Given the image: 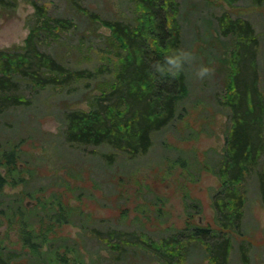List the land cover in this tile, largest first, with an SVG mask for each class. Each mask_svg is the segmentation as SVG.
I'll use <instances>...</instances> for the list:
<instances>
[{
	"label": "trees",
	"instance_id": "1",
	"mask_svg": "<svg viewBox=\"0 0 264 264\" xmlns=\"http://www.w3.org/2000/svg\"><path fill=\"white\" fill-rule=\"evenodd\" d=\"M28 1L34 8V20L29 23L24 45L0 49V116L12 115V110L19 107L33 108L41 102L42 92H72L78 89L75 85L79 81L94 79L98 93L91 96L88 110L67 106L59 111L58 135L68 146L110 168L124 166L125 159L147 153L154 134L180 118L188 94V61L179 70L170 69L168 62L173 51L183 50L180 2L121 0L139 12L134 24L127 17L102 19L117 43L116 53L121 54L118 65L101 63L92 67L67 60L45 45L52 36L76 26L79 29L73 18L64 11L51 14L37 0ZM237 1L227 0L230 4ZM15 3L0 0L4 8ZM249 4L264 7V0H249ZM82 9L91 20L99 17L94 10ZM215 26L218 34L236 38L238 49L244 41L255 40L251 23L232 17L228 11L215 17ZM85 36L80 31V39ZM237 56V61L230 60L234 69L226 96L231 124L223 150L210 165L221 181L211 193L218 229L191 222L190 214L183 227H166L153 235L119 227L110 218L86 214L78 206L61 201L47 208L29 207L25 200L45 188L29 187V176L34 178L36 174L33 168L19 167L27 163L21 147L24 140L19 137L0 142V167L5 170L4 175L0 173V225L4 221L18 223L23 246L10 247L0 239V264H184L194 253L202 255L206 264H230L235 237L243 228L250 179L256 181L264 206V84L258 86L256 69L250 79L246 76L249 70L245 63L256 66V55ZM7 184H21L22 189L8 193L4 191ZM66 225H74L81 232L74 237L64 234ZM87 240L97 243L95 250L87 246ZM237 249L245 257L247 242L240 241Z\"/></svg>",
	"mask_w": 264,
	"mask_h": 264
},
{
	"label": "rangeland",
	"instance_id": "2",
	"mask_svg": "<svg viewBox=\"0 0 264 264\" xmlns=\"http://www.w3.org/2000/svg\"><path fill=\"white\" fill-rule=\"evenodd\" d=\"M37 1L45 4L51 14L67 12L79 27L49 38L45 43L48 50L92 67L101 63L118 65L121 54L116 53L117 43L102 19L127 17L134 24L139 9L121 0ZM178 1L182 49L192 54L188 60V94L180 118L154 134L153 145L147 153L125 159L124 166L110 168L97 158L68 146L58 135L62 107L89 109L91 96L98 93L94 79L79 81L75 85L78 89L72 92H42L38 100L41 102L35 108L19 107L12 110V115L0 116V142L19 137L24 140L21 147L26 151L23 158L27 163L22 162L19 167L35 170L36 176H29L30 188H45L44 192H36L33 198L25 200L29 207L47 208L61 201L78 206L86 214L110 218L113 224H120L119 227L149 231L153 235L166 227H183L190 214L193 223L219 228L214 222L211 193L213 188H219L221 181L210 170V165L223 150L231 124L226 103L229 77L234 69L230 60L237 61V54H255L257 65L245 63L249 70L246 76L250 79L256 69L257 84L263 86L264 7L250 5L249 0L231 4L227 0ZM15 2L10 8L0 6V49L21 48L29 23L34 20V8L28 0ZM82 8L94 10L99 17L87 18ZM224 11L232 17L248 20L254 27L255 40L244 41L246 43L238 49L236 38L218 34L215 17ZM80 31L86 34L83 39H80ZM201 64L214 70L201 77L197 74ZM10 126L12 128L8 129ZM0 173L4 175V168L0 167ZM21 189V184L4 187L8 193ZM62 232L74 237L81 230L66 225ZM0 239L10 247H22L18 223L4 221L0 225ZM243 240L249 248L245 257H241L237 249V244ZM234 242L230 264H264V206L259 200L256 181L251 179L242 232ZM87 246L95 250L98 245L88 241ZM202 257L194 253L184 264H206Z\"/></svg>",
	"mask_w": 264,
	"mask_h": 264
},
{
	"label": "clouds",
	"instance_id": "3",
	"mask_svg": "<svg viewBox=\"0 0 264 264\" xmlns=\"http://www.w3.org/2000/svg\"><path fill=\"white\" fill-rule=\"evenodd\" d=\"M191 55V52L186 50L173 51L168 57L170 69H181L184 63L191 58ZM213 70L209 65L201 64L197 69V74L202 77Z\"/></svg>",
	"mask_w": 264,
	"mask_h": 264
}]
</instances>
